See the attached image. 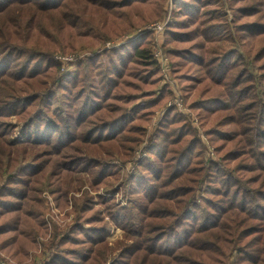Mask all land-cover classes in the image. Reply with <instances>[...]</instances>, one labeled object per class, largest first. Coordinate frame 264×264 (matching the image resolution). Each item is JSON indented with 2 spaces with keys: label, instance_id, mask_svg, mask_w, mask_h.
Wrapping results in <instances>:
<instances>
[{
  "label": "trees",
  "instance_id": "16d2710c",
  "mask_svg": "<svg viewBox=\"0 0 264 264\" xmlns=\"http://www.w3.org/2000/svg\"><path fill=\"white\" fill-rule=\"evenodd\" d=\"M67 1L0 0V15L17 8L55 12ZM143 1L118 0L98 8L117 12ZM174 4L167 37L180 48L170 55L210 84L212 95L190 110L203 121L216 116V127L204 135L218 156L205 158L200 136L175 109L167 111L146 148L148 158L128 178L129 205L118 209L101 199L126 241L111 264H264V0ZM225 5L234 13L231 25L221 18ZM202 6L217 12L196 19ZM6 26L15 35L30 23ZM65 27L83 29L77 18ZM150 39L145 34L119 52L100 54L98 65L80 64L56 86L51 82L59 67L50 56L29 52L18 60L23 46L0 50V247L15 259H24L47 233L40 198L44 185L60 204L75 175H88L97 190L115 173L100 155L124 150L127 156L139 144L142 125L165 97L149 94L134 104L136 91L158 78L146 44ZM12 116L22 124L25 145L10 138ZM22 147L41 151L17 162V154L26 156ZM92 203L86 200L75 223L59 238L52 236L57 251L45 264H104L107 224Z\"/></svg>",
  "mask_w": 264,
  "mask_h": 264
},
{
  "label": "rangeland",
  "instance_id": "374dc122",
  "mask_svg": "<svg viewBox=\"0 0 264 264\" xmlns=\"http://www.w3.org/2000/svg\"><path fill=\"white\" fill-rule=\"evenodd\" d=\"M115 1L118 0H69L62 9L55 12L45 13L36 8H17L18 10L13 9L0 15V50L8 44L23 46L22 53L24 55H17L18 60H22V57L28 55L29 52L50 56L57 68L59 67L54 82H51L53 86H56L62 76L75 72L80 64L92 68L99 64L98 55L111 51L119 52L118 49L127 45L131 40L150 34L151 39L149 42L146 41V44H148L153 61L157 66L158 78L153 85H149L147 88L140 87L136 91L134 104L144 100L149 94H152L156 100L165 95L160 106L152 111L148 123L142 125L139 144L129 155L125 156L126 151L124 150L118 154H112L111 157L107 153L100 155L103 160H108L115 169V173L107 177L99 189L91 188V178L88 175H75L72 177V189L68 192L66 202L63 203L60 200V204L55 200L56 196L52 194L50 188L46 185L41 188L40 198L45 203L43 219L48 223L47 233L45 236H38L37 248L28 250L24 259H15L10 252L2 250L0 247V258L12 264H45L49 262L57 251L54 248L56 245L50 244L52 236L57 234V238H59L61 231L71 227L78 219L79 214L81 215L80 207L89 199L93 202V209L99 212L107 224V256L104 264H111L118 255L117 250L121 249L120 243L126 241L124 232L108 220L107 210L101 203V199L114 204L118 209L126 208L129 205L131 196L128 178L136 174L142 162L148 158L146 148L168 110L175 109L179 116L187 120L197 136H200L204 145L205 158L217 159L218 155L213 152L215 146L209 144L204 135V130L216 127L214 121L216 116H207L206 121H203L196 116V112L190 110V106L194 102L212 95L210 84L206 79H202V75L194 67L181 64L176 56L175 58L171 56L173 50L180 48V45L169 41V37H167L175 16L174 0H146L142 4H132L131 7L119 9L117 12L98 8L100 6L111 7ZM223 1L226 2V0ZM237 1L235 0V2ZM201 10L197 13L201 15V18L197 16L196 19L201 20L204 16L217 12L215 9L204 6L201 7ZM220 13L221 18L231 25L234 20L231 7L225 5ZM38 18L43 21L32 27ZM75 18L83 27L81 32L65 27L66 23H71ZM19 20L29 21L30 27L12 35L14 32L12 27L6 25L15 24ZM250 20L252 19H245L246 22ZM32 29H34L33 32H31ZM245 46L249 48L248 43ZM93 58H95L93 62H88ZM183 76H193V79L183 80L185 78ZM126 92L134 93L130 89ZM9 123L13 128L10 138L25 145V140L19 135L22 124L13 116L9 119ZM22 149H26V156L22 157L21 153L17 154V162L20 160L28 162L36 152L41 151L38 148L22 147ZM222 157H224L223 154ZM233 164V162L230 163V168ZM247 176L245 175V177ZM83 227L88 228L87 225H83ZM111 229L114 230V233L109 232Z\"/></svg>",
  "mask_w": 264,
  "mask_h": 264
},
{
  "label": "built area",
  "instance_id": "2783aa9c",
  "mask_svg": "<svg viewBox=\"0 0 264 264\" xmlns=\"http://www.w3.org/2000/svg\"><path fill=\"white\" fill-rule=\"evenodd\" d=\"M117 230V229H116ZM109 232H113L114 233V230L113 229H111V230H109ZM117 232H119V230H117ZM110 236V235H109ZM0 264H12L11 262H9V261H6V260H4V259H2V258H0Z\"/></svg>",
  "mask_w": 264,
  "mask_h": 264
}]
</instances>
